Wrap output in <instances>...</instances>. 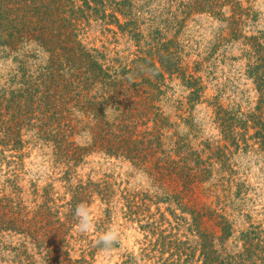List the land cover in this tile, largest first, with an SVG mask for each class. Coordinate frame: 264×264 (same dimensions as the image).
<instances>
[{"label":"rangeland","instance_id":"1","mask_svg":"<svg viewBox=\"0 0 264 264\" xmlns=\"http://www.w3.org/2000/svg\"><path fill=\"white\" fill-rule=\"evenodd\" d=\"M35 1L60 9L42 46L0 29V264H202V236L218 262L245 235L259 253L264 0Z\"/></svg>","mask_w":264,"mask_h":264},{"label":"trees","instance_id":"2","mask_svg":"<svg viewBox=\"0 0 264 264\" xmlns=\"http://www.w3.org/2000/svg\"><path fill=\"white\" fill-rule=\"evenodd\" d=\"M41 2V1H40ZM45 2V1H44ZM30 3V5H28ZM42 3L41 4H37L35 0H22L21 4L17 5V10L16 13H21V15L19 16V19L15 22L11 21V28H9L8 26H3L4 24V18H3V13H2V9H0V29L3 28H8L10 29V34H11V38L13 37H17V38H23L26 37L28 39H36V41L42 46V42L43 40V34H46L48 31V26L46 25V21L45 20H50L52 17H56L57 15H60V9L59 8H52L50 10H43L42 8ZM84 3L86 4V8L90 9L89 3L88 1L84 0ZM46 5V3H45ZM20 6H22V8L20 9ZM47 8L51 7V4H47L46 5ZM78 8L81 9V6H79ZM52 11V12H51ZM56 13V14H55ZM66 12H62L61 14H65ZM77 14V13H83V10H76V11H71L70 14ZM41 23H43L44 25L41 26ZM35 26V27H34ZM59 28V27H58ZM36 30V31H35ZM53 30V28L51 29V31ZM37 31H41L40 33H37ZM210 236H202L201 237V242L199 243L200 249H201V257H203V263L202 264H230L228 262H223V261H219V258H214V251L211 250L212 245L208 242V238ZM220 238H222L220 236ZM245 244H244V252H246V254L243 255H238V257L235 260L234 264H264V247H260L261 240L258 242V244H256L257 247V251H259V253L257 254H249V257L247 256L251 249V245H252V241L254 240L253 236L251 235H245ZM172 247H174V249H176V251H178V259H181V256L184 255L185 258L187 257L188 262L191 261L192 256L190 254H186V251H188L190 248H185L182 249L184 246V243H181L179 241H177L176 239L173 241H170ZM253 246V245H252ZM253 248H255V246H253ZM186 250V251H185ZM193 255V253H192ZM248 257V259H246ZM228 258H230V256H228Z\"/></svg>","mask_w":264,"mask_h":264},{"label":"clouds","instance_id":"3","mask_svg":"<svg viewBox=\"0 0 264 264\" xmlns=\"http://www.w3.org/2000/svg\"><path fill=\"white\" fill-rule=\"evenodd\" d=\"M74 219L76 220L75 228L81 234L87 233L93 227L90 211L83 203L76 206ZM96 243L103 251H111L119 243V232L114 228H109L99 237Z\"/></svg>","mask_w":264,"mask_h":264}]
</instances>
